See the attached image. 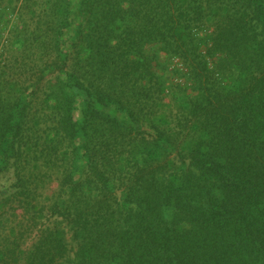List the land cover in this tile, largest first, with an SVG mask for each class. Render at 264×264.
<instances>
[{"label": "trees", "instance_id": "trees-1", "mask_svg": "<svg viewBox=\"0 0 264 264\" xmlns=\"http://www.w3.org/2000/svg\"><path fill=\"white\" fill-rule=\"evenodd\" d=\"M0 264H264V0H0Z\"/></svg>", "mask_w": 264, "mask_h": 264}]
</instances>
